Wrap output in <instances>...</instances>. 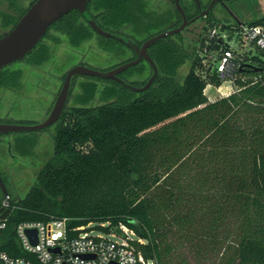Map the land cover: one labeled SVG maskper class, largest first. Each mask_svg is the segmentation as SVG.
<instances>
[{
	"label": "trees",
	"instance_id": "1",
	"mask_svg": "<svg viewBox=\"0 0 264 264\" xmlns=\"http://www.w3.org/2000/svg\"><path fill=\"white\" fill-rule=\"evenodd\" d=\"M6 1L11 12L0 11V36L27 8L19 0ZM87 12L104 31L139 44L152 37L150 29L165 31L180 23L174 7L167 4L159 12L147 0H89ZM200 20L204 24L195 38L183 36L191 24L147 49L157 76L143 92L83 76L85 98L66 106L54 123L52 156L35 183L23 198L6 190L10 214L0 230V252L27 257L16 237L17 225L66 218L68 230L89 223L96 228L107 224L101 228L105 232L125 226L133 231L130 244L145 263L173 264L179 251L189 249L197 258L212 253V264H264V54L255 49L257 54L237 55L231 72L234 91L208 101L206 86L222 79L197 52L209 40V30L232 34L238 22L264 28V13L249 21H224L212 14ZM60 36L73 47L93 37L111 50L123 45L95 33L73 10L54 22L20 63L37 67L47 62L48 42L57 43ZM209 42L208 50L225 49L220 39ZM13 65L0 69L1 90L19 85L21 72ZM142 74L147 78L130 80ZM151 74L142 60L118 77L142 87ZM95 81L106 84L100 92L105 103L92 106L99 91ZM26 144L19 139L14 146L24 153Z\"/></svg>",
	"mask_w": 264,
	"mask_h": 264
},
{
	"label": "rangeland",
	"instance_id": "2",
	"mask_svg": "<svg viewBox=\"0 0 264 264\" xmlns=\"http://www.w3.org/2000/svg\"><path fill=\"white\" fill-rule=\"evenodd\" d=\"M19 1L28 5L32 0ZM147 1L150 7L156 11L160 12L165 9L164 0ZM199 1L206 4L209 0ZM226 8L221 4H216L212 12L213 17L227 21L232 19L229 14L231 12L234 17L249 21L264 13V0H228ZM0 11L11 12L8 1L3 0L0 4ZM202 24H204V21L200 19L195 21L184 32L183 36L188 40L195 38L194 33L197 32ZM164 29L162 27H155L149 30L148 35H157L164 32ZM146 36H140L138 39H144ZM58 38L59 41L57 43L48 42L50 58L44 64L33 67L26 63H16L12 66L13 70L21 72V77L18 87L5 90L0 89V120L11 121L13 124H40L47 118L60 90L64 76L71 68L81 64L93 70L108 71L122 65L123 62L134 55L124 45H119L120 49L118 50H111L108 47L104 48L99 39L95 37L78 47L69 45L62 36ZM249 52L253 54L258 53L254 48ZM187 68V66L182 67L180 74L184 75ZM145 78H147V75L142 74L133 76L130 80L142 81ZM86 80L85 77L79 76L72 82L67 99L68 108L78 105L80 98H85L80 84ZM95 84L99 91L89 103L92 106L105 103L100 99V92L106 84L99 81H95ZM234 89L235 87L231 81H222L219 85H207L204 94L208 101H214L228 95ZM111 101L108 100V102ZM55 129L56 125L52 124L44 130L28 133H12L0 137V177L4 178V187L11 196L23 198L28 189L35 183L38 171L52 156ZM19 139H24L27 142L26 146H24V153L19 152L14 146L15 142ZM97 226L98 224L91 223L90 230H92L94 235L107 234L101 228H96ZM213 262L214 256L212 253L206 252L200 258H197L196 252L186 249L179 251L175 255L173 264H212Z\"/></svg>",
	"mask_w": 264,
	"mask_h": 264
},
{
	"label": "built area",
	"instance_id": "3",
	"mask_svg": "<svg viewBox=\"0 0 264 264\" xmlns=\"http://www.w3.org/2000/svg\"><path fill=\"white\" fill-rule=\"evenodd\" d=\"M208 37L209 40L212 38L222 40L226 45L225 49L221 47L219 51L214 48L208 50L207 46L210 43L208 40L204 42L203 48L198 49V56L202 64L206 65L209 61L214 64L216 73L223 82L233 83L231 72L237 55L248 53L252 48L264 54V28L260 25H238V30L232 34L226 31L219 32L214 28L208 31ZM258 80L261 78L255 81ZM9 205L10 196L7 194L1 199L0 208L3 211L9 209V213L0 220V230L6 226L10 214ZM67 221L63 218L47 223L17 225L16 237L27 257H11L0 252V264H150L145 263L142 257L134 252L130 244L134 233L125 226L110 229L106 235H94L90 230L91 223L68 230ZM106 226L107 224H100V228ZM28 230L36 232L35 244L31 242Z\"/></svg>",
	"mask_w": 264,
	"mask_h": 264
},
{
	"label": "water",
	"instance_id": "4",
	"mask_svg": "<svg viewBox=\"0 0 264 264\" xmlns=\"http://www.w3.org/2000/svg\"><path fill=\"white\" fill-rule=\"evenodd\" d=\"M194 1L200 11L196 17L188 20L179 5V0H175L176 9L182 18L181 24L176 28L154 35L141 44L122 35L109 33L101 29L87 12L89 0H32L29 2L25 12L13 27L0 36V69L13 63L21 62L43 38L49 27L73 10H77L83 16L95 33L105 38H112L125 45L135 54L136 58L108 71H97L83 65H77L71 68L65 74L61 89L54 101L52 109L42 123L33 125L0 123V135L40 131L56 123L66 105L71 80L74 76H89L104 80H113L134 92H143L146 90L157 76L156 66L147 54V49L168 36L182 32L191 23L209 15L215 2L221 1L223 3L226 0H212L205 10H201L199 0ZM229 14L235 21H238L231 12H229ZM238 25H241V22H238ZM142 60H144L152 70L151 76L142 87L132 86L118 77L121 72L129 67L137 65ZM0 190L3 195H7L1 177ZM8 213L9 209L3 211L0 208V220L4 219ZM27 234L31 242L35 244L36 232L34 230H28Z\"/></svg>",
	"mask_w": 264,
	"mask_h": 264
},
{
	"label": "flooded vegetation",
	"instance_id": "5",
	"mask_svg": "<svg viewBox=\"0 0 264 264\" xmlns=\"http://www.w3.org/2000/svg\"><path fill=\"white\" fill-rule=\"evenodd\" d=\"M212 0H209L206 4H203V3H201L200 1H199V3H200V7H201V10H205L207 7H208V5H209V3L211 2ZM228 0H226V1H224L223 3L221 2V1H217V2H215L214 3V5H213V7H212V9H211V12H210V14H212V12H213V8H214V6L216 5V4H221L222 6H224L225 8H226V2H227ZM167 4L168 5H170L171 7H174L175 9H176V6H175V0H164V6L165 7H167ZM179 5H180V7H181V9L183 10V12L185 13V15H186V17H187V19H188V16H187V14L188 15H193V17L192 18H194V17H196L199 13H200V11H199V9H198V6H197V4L195 3V1L194 0H179ZM227 9V8H226ZM176 11H177V9H176ZM178 12V11H177ZM187 13V14H186ZM178 14H179V12H178ZM209 14V15H210ZM179 16H180V23H179V25L181 24V22H182V18H181V15L179 14ZM208 16V15H207ZM232 17V16H231ZM192 18H190V19H192ZM233 18V17H232ZM190 19H188V20H190ZM194 23V22H193ZM193 23H191V24H193ZM190 24V25H191ZM178 25V26H179ZM189 25V26H190ZM189 26H187V27H189ZM22 62V61H21ZM16 63H20V62H16ZM16 63H13V64H16ZM81 65V64H80ZM65 77V76H64ZM64 80V79H63ZM63 83V82H62ZM62 86V85H61ZM60 89H61V87H60ZM60 91V90H59ZM59 93V92H58ZM58 93H57V95H58ZM57 97V96H56ZM56 99V98H55ZM67 99H68V97H67ZM55 101V100H54ZM54 104V103H53ZM53 106V105H52ZM67 106V101H66V105H65V107ZM64 107V108H65ZM52 109V108H51ZM51 111V110H50ZM49 111V112H50ZM49 114V113H48ZM48 116V115H47ZM0 123H4V122H0Z\"/></svg>",
	"mask_w": 264,
	"mask_h": 264
}]
</instances>
